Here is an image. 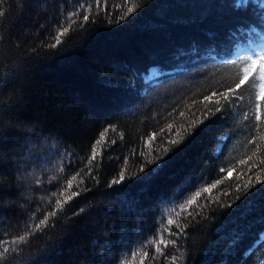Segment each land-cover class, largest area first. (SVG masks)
Here are the masks:
<instances>
[{
  "label": "trees",
  "instance_id": "obj_1",
  "mask_svg": "<svg viewBox=\"0 0 264 264\" xmlns=\"http://www.w3.org/2000/svg\"><path fill=\"white\" fill-rule=\"evenodd\" d=\"M11 2V12L0 21V100L11 103L5 123L32 129L14 135L13 145L19 147L28 138L36 146L33 155L38 159L27 169L29 174L34 172V178L29 175L19 181L24 186L18 196L13 190V206L0 213V240L22 235L27 224L52 211L60 188L84 168L92 143L111 124L115 131L107 133V144L97 146L98 152L101 147L106 149L104 194L93 192L66 205L50 219L46 231L28 238L24 256L54 245L43 264H98V254L108 242L107 264H141L144 251L149 253L144 264H168L167 258L178 254L177 248L186 251V264H256L264 258V201H256L250 210L237 201L231 215L223 217V225L216 223L222 211L219 205L235 201L238 183L255 181L257 174L264 178V164L239 163L251 156L255 145L248 141L260 134L254 117L250 121L243 118L253 107L249 101L255 100L256 89L251 85L245 88L243 101L236 102L239 115L205 121L206 126H199L201 130L151 182L123 188L135 200L131 208L122 202V186L107 190L108 181L118 178L121 169L127 177H135L141 165L149 168L146 162L163 155L161 148L176 138V129L201 117L203 96L235 77L237 67L205 54L211 46L231 53L246 47V37L228 35L235 25L212 24L206 19L196 28L177 22L202 13L198 5L205 0H150L146 4L144 0L127 4L124 0H33L23 13L19 0ZM136 4L143 6L118 24L127 7ZM7 8L8 0L0 3V10ZM85 14L88 21L83 20ZM237 16L243 20L247 14ZM62 28L69 32L57 49H51ZM193 45L202 60L175 59L179 49ZM13 64H22V68L7 78V68ZM155 65L162 74L148 84L135 75L148 73ZM101 70L112 86L99 76ZM106 113L114 118L104 119ZM153 134L156 138L149 140ZM53 145L59 146L64 159L49 154ZM70 155L73 163L68 168ZM220 168L225 171L219 173ZM229 168L234 169L232 177L225 179ZM16 175L8 173L3 180L18 183ZM189 176L192 186L174 196L176 185ZM217 179L222 183L210 194L203 191ZM86 186L93 188L94 182ZM196 191L201 196L189 209L187 200ZM225 192L230 195L224 196ZM80 208L85 212L74 216ZM37 209L38 216L32 217ZM169 218L180 227L187 226L186 237L177 239L165 233L166 238L176 239V246L169 245L163 256L155 254L154 246L141 247L159 239L157 230L167 229ZM172 231H179L175 224ZM134 248L139 249L135 258L131 255Z\"/></svg>",
  "mask_w": 264,
  "mask_h": 264
},
{
  "label": "snow or ice",
  "instance_id": "obj_2",
  "mask_svg": "<svg viewBox=\"0 0 264 264\" xmlns=\"http://www.w3.org/2000/svg\"><path fill=\"white\" fill-rule=\"evenodd\" d=\"M4 0H0L3 3ZM33 0H19L20 11L23 13L24 9L31 4ZM98 2V0H97ZM150 0H144V3H149ZM124 3H129V0H124ZM143 5L136 4L134 6L127 7V10L123 12V15L117 20V23L128 20L132 17ZM12 2L8 0V8L5 10H0V21L6 19L8 13L12 10ZM198 7L203 8L204 11L198 14L196 17H189L187 19H180L177 22L191 25L193 27L199 28L204 24L207 19L209 23L212 24H223V25H235L229 28L228 35L237 39L240 36L246 37V47L243 49L237 48L236 53H231L227 50H218L217 46L209 47L206 55L211 56L212 59L219 57L224 63L232 64L238 68L235 77L230 83H225L220 87L215 88L209 95L203 96V109L201 111V117L193 119L186 127L181 126L175 130L174 139L168 140V147H162L161 152L163 155L157 154L154 159L148 160L146 163L150 165L149 168H145L143 165L139 168L138 174L135 177H127L125 171L121 169L118 173V178H113L107 183V190H112L114 186L120 185L122 188L121 196L122 202L126 203L129 208L135 203L134 199L130 198V193L123 190L127 187V184L142 182L149 183L156 176H158L161 171L169 164L172 155L176 152L181 151L182 147L191 139L195 132L201 130L200 125H205V121L212 123L213 120L223 118L228 120L230 116L239 115L237 111L236 102H242L244 97L243 93L248 85H251L256 89L255 100L249 101L253 104L251 111L244 112L243 118L245 121H250L254 117L255 124L254 127L259 135H253L252 139L248 141V144H254L255 150L252 151L251 156L246 157L244 160H240L239 163L244 165L248 164L250 167L255 163L264 164V160H260V155H264V0H205L204 3L198 5ZM246 13L247 17L241 20L237 14ZM72 13H69L71 16ZM89 15H83V20L88 21ZM109 24L111 21L109 20ZM69 32L68 28H62L55 37V43L51 44V49H57L58 46L62 44V37ZM244 51L246 55L240 56L239 52ZM54 55V53H53ZM191 56L196 60H202L200 50L193 45L190 49H179L175 59L180 61L181 57ZM22 68V64H13L7 68L6 77L11 78L14 74L18 73ZM159 65L153 66L149 69L148 73H136L145 84H148L153 77L161 75L162 73L158 71ZM175 71V69H173ZM99 76L105 80V82L112 86L111 81L108 77L104 75L103 70L99 72ZM130 84L134 86V82L130 79ZM242 107V103L239 105ZM231 109V112L229 111ZM11 112V103L8 101L0 100V213H4L10 207L13 206V196L15 194L18 196L20 194L23 184L19 181L27 180L29 175L34 178V172L27 173L28 166L34 162L35 157L33 155L36 146L30 143L28 138H25L23 143L19 147L13 145V136L17 134H22L25 131L31 133L32 129L25 130L18 124L5 123L4 117ZM181 116L184 113L181 112ZM114 118L111 114H105L104 119ZM212 118V119H210ZM169 129H172V125H168ZM115 131V125L109 124L104 128L102 132L99 133V137L92 143L90 155L87 156V162L84 168L77 171L69 179H67L66 187H61L58 196L55 200V207L52 211L47 212L43 215V218H39L38 222L33 221L27 224V230L22 235L14 236L11 240H0V264H14L18 261V264H43V261L51 254L54 250V245L52 248H44L38 252L24 256L22 249L23 245L27 243L28 238L37 232L46 231L49 228L50 219L57 216L58 212L65 209V206L70 202L74 201L77 197L86 196L87 194L95 192L96 194L103 195L104 190H102L103 181V169L105 167L104 153L105 148L101 147V150L97 151V146L106 145L108 141L107 133L109 130ZM163 131V129H161ZM38 138V137H37ZM156 138V134L149 137V140ZM226 138V137H224ZM112 143H115L113 141ZM58 145H53L48 148V152L53 157H60L64 159L61 152L58 151ZM71 155H75L72 153ZM71 155L68 158L67 167H72ZM167 157V158H165ZM99 158V159H98ZM78 163H83V160L78 161ZM224 168L219 169V173H223ZM234 169H228V175L225 179H231ZM15 172L16 179L18 183H5L3 177L8 173ZM100 172L101 175L96 173ZM203 174V173H201ZM37 184L40 183L39 180L35 181ZM86 182H94L93 188H88ZM127 182V183H126ZM222 181L217 179L211 185H208L203 189L204 192L211 193ZM192 186L191 177H186L181 183L177 184L174 190V196L179 195L186 188ZM236 196L235 201L224 205L220 204L221 208L220 215L217 216L216 223L220 226L223 225V217L231 215L234 211L233 203L237 201H243L246 207L250 210L256 201H264V178L260 174H257L255 181L249 179L243 184L236 185ZM56 195V193H53ZM224 196L230 195V193L225 192ZM201 196L200 191L196 193L187 200V206L191 209L197 199ZM169 201L164 200L162 203L167 204ZM218 203V201H217ZM85 212V208L78 209L74 216H79ZM39 209L32 212V217H37ZM189 216L191 213L189 212ZM162 221V218H161ZM179 229L178 232L174 233L172 231L173 225ZM167 229L158 228L159 239L154 241H149L141 247H153L155 249V254L157 256H163L164 250L168 248L169 245L176 246V239L166 238L176 236L177 239L180 237H186V227H180L176 224L172 218L167 220ZM51 227H54L52 225ZM261 237L264 238V233H261ZM100 241L97 240L96 244ZM235 241L233 242L234 246ZM111 245L105 242L101 252L98 254V264H107L108 258L105 257V252L110 250ZM226 251H231V249H226ZM139 252L138 248L132 250V257L135 258ZM176 255H172L168 259V264H186L187 253L184 250L177 248ZM149 258L148 251H144L141 256V264ZM257 264H264V260H259Z\"/></svg>",
  "mask_w": 264,
  "mask_h": 264
},
{
  "label": "rangeland",
  "instance_id": "obj_3",
  "mask_svg": "<svg viewBox=\"0 0 264 264\" xmlns=\"http://www.w3.org/2000/svg\"><path fill=\"white\" fill-rule=\"evenodd\" d=\"M236 52H237V49H236ZM236 52H235V53H236ZM242 54H245V52L241 50V51L239 52V55H242ZM155 77H156V76H155ZM155 77H153V79H152L151 81H153ZM259 260H264V258H261V259H259ZM259 260H258V261H259ZM258 261H257V262H258ZM256 264H257V263H256Z\"/></svg>",
  "mask_w": 264,
  "mask_h": 264
}]
</instances>
